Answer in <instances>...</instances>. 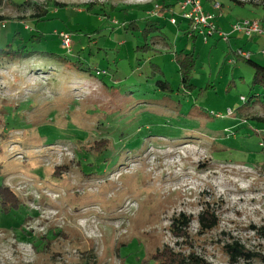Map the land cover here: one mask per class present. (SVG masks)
<instances>
[{
	"label": "rangeland",
	"instance_id": "rangeland-1",
	"mask_svg": "<svg viewBox=\"0 0 264 264\" xmlns=\"http://www.w3.org/2000/svg\"><path fill=\"white\" fill-rule=\"evenodd\" d=\"M12 1L0 0V46L16 31L41 39L28 42L33 56L0 60V184L23 201L18 212L0 208V264H155L166 245L211 264H264V123L249 119L264 114L259 97L250 101L264 89L236 60L242 50L264 65V0H215L211 35L181 19L180 0H164L169 11L162 0ZM33 4L48 7L45 20L29 17ZM149 19L158 51H136ZM243 19L262 32L236 31ZM133 21L140 29L126 30ZM180 50L197 55L193 92L180 88ZM159 79L177 92H161ZM99 139L107 149L91 151ZM203 204L220 223L199 234ZM180 214L193 218L187 238L172 231ZM234 241L249 258L231 262L223 245Z\"/></svg>",
	"mask_w": 264,
	"mask_h": 264
},
{
	"label": "trees",
	"instance_id": "trees-1",
	"mask_svg": "<svg viewBox=\"0 0 264 264\" xmlns=\"http://www.w3.org/2000/svg\"><path fill=\"white\" fill-rule=\"evenodd\" d=\"M12 1V0H11ZM238 4H244V2L235 0ZM203 2V0H202ZM14 5H16L20 10H22L23 7H27L28 4L26 1H23L21 4H16L12 1ZM161 11H169L174 5L168 4L166 1L162 0V3L160 4ZM32 6V5H31ZM264 7V4H263ZM160 11V12H161ZM48 15V7L41 4H33L32 13L29 15L30 18L36 19L37 21L45 20ZM26 16H19V20H24ZM3 17H0V20H2ZM134 23H129L126 27L134 30H139V26L136 23V21H133ZM178 23V22H177ZM192 25L193 23L190 22ZM30 29V28H29ZM159 29V23L158 21H151L150 19L147 20L146 25L141 29V35L144 40V45L139 46L136 51H142V52H150L153 50V53L158 51L152 44H150L149 40L150 37L155 31H158ZM191 32V38H195L196 34L193 31H189L187 29V33ZM40 35L38 34H31L27 37L24 36L23 32L16 31L13 34L12 40L7 43L5 46H0V60L6 59V60H19L20 59H26L34 54L37 53L35 49H31L28 46V42H35L40 40ZM62 40V39H61ZM154 44V43H153ZM64 46V45H63ZM65 47V46H64ZM242 50L237 52L236 54V60L237 61H243L247 64L252 65L255 68V72L253 75V87H261L264 89V65L260 62L254 60L251 58V56H245L242 54ZM40 53H45L44 51H40ZM174 59L175 62L178 65V72L180 74V88H183L186 92H193L195 91L196 87L192 83V76L196 68L197 64V55L194 53L193 50L186 51V50H180L174 52ZM73 65L78 67H84L85 64L81 60H76L72 62ZM152 70L154 72H161V66L151 62ZM85 69L90 70L89 67H85ZM157 88L163 92L164 94L168 96H172L177 92V89L174 88V86L166 79L162 80L159 79L156 81ZM209 86L201 87L198 89L199 93H202L203 90H207ZM255 97H259L258 104L262 105L264 108V94L258 95L256 93H253L252 97H250V101H252ZM249 101V100H248ZM249 119L256 120L258 122L264 123V114H255L250 115ZM108 140L107 139H99L96 140L91 146V151H97L98 153H102L107 149ZM91 154V153H90ZM78 166L80 165V161H77ZM3 166L0 163V171L2 170ZM80 168V167H78ZM83 178H86L83 173L81 174ZM92 175L89 174L88 176ZM58 177H61V174L58 175ZM23 206V201L21 200L18 193L11 189L7 184L3 183L0 184V208L1 211L4 213H10V212H18ZM193 218H191L190 215L180 214L177 217H173L171 224L172 231L174 234L179 238H187L188 233L187 229L190 227V224L192 223ZM196 220L199 225L198 233L199 234H205L213 231L215 228L219 226V218L216 215V212L211 209L210 205L203 204L201 210L199 211V214L196 217ZM223 249L225 252H227L228 256L230 257L231 262H237L241 259H246L250 257L249 251L245 248L244 245H242L239 241H234L233 243H226L223 245ZM149 261L154 262L155 264H211L209 261L204 259L202 256L198 255L195 252H190L189 254H185L182 251L176 252L173 248L166 245L162 249H157L155 253H153L149 257Z\"/></svg>",
	"mask_w": 264,
	"mask_h": 264
},
{
	"label": "built area",
	"instance_id": "built-area-1",
	"mask_svg": "<svg viewBox=\"0 0 264 264\" xmlns=\"http://www.w3.org/2000/svg\"><path fill=\"white\" fill-rule=\"evenodd\" d=\"M180 5L182 12L180 13V17L192 22L196 29H200V33L206 35H211L215 32V13L209 12L204 9V5L202 0H180ZM220 5L215 4V8H219ZM171 22L177 24V20L175 18L171 19ZM234 29L238 32H245L248 36L253 33H261L262 30L260 28V24L255 19H243L234 25ZM222 37L223 35L220 34ZM59 36L62 39V43L65 47L71 45V36L68 33L60 32ZM205 41H208V37H204ZM243 55L249 56L242 52ZM245 100V97H242ZM233 114L230 109L226 116Z\"/></svg>",
	"mask_w": 264,
	"mask_h": 264
},
{
	"label": "crops",
	"instance_id": "crops-1",
	"mask_svg": "<svg viewBox=\"0 0 264 264\" xmlns=\"http://www.w3.org/2000/svg\"><path fill=\"white\" fill-rule=\"evenodd\" d=\"M214 1L215 0H212V1H210V0H203V5H204V9L206 10V11H211V12H214V13H216V17H215V19H220V18H218V17H220L221 16V13H222V7L220 8V9H216L215 7H214ZM225 5V4H224ZM213 8H215V9H213ZM221 10V11H220ZM181 19H183V18H181ZM190 22V21H189ZM191 24V23H190ZM217 27H219V24L217 23ZM219 29V28H218ZM192 30H193V28H192ZM195 34H196V31H195ZM244 53V52H243Z\"/></svg>",
	"mask_w": 264,
	"mask_h": 264
}]
</instances>
